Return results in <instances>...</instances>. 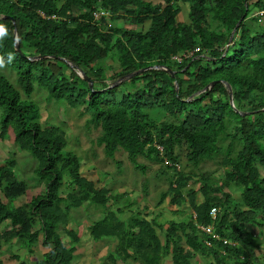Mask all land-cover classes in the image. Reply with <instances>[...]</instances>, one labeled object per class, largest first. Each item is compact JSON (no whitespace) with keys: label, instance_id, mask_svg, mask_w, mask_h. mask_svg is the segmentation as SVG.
<instances>
[{"label":"trees","instance_id":"16d2710c","mask_svg":"<svg viewBox=\"0 0 264 264\" xmlns=\"http://www.w3.org/2000/svg\"><path fill=\"white\" fill-rule=\"evenodd\" d=\"M179 2L188 5L187 20L177 18ZM2 15L9 17L0 19L8 28L0 56L15 72L18 88L0 74V140L12 130L16 147L36 160L34 182L43 188L25 203H13L28 184L19 179L14 158L0 159V225L7 223L0 230V252L14 240L32 253L40 241L48 250L34 264H72L80 237L68 226L69 213L89 201L103 209L86 227L89 237L115 241L102 264H161L165 258L192 264L200 256L209 264H264L258 255L264 236L250 230L264 228V0H0ZM14 28L24 55L55 57L21 56L14 49ZM195 48L188 58L172 59ZM60 57L84 70L92 87ZM153 65L174 74L148 68L107 87L127 72ZM222 81L231 85L236 108L248 113L231 108ZM34 84L50 99L88 113L106 157L123 150L135 169H145L137 160L144 157L160 163L161 173L172 170L157 203L168 198L176 210H191L189 218L170 219L165 226L156 215L140 212L120 218L132 203L117 205L120 194L80 173L78 156L65 148L64 131L41 125L39 106L29 99ZM180 152L193 167L221 159L218 182L179 169ZM233 189L239 190L238 199ZM200 225H212L216 236ZM10 258L27 264L18 253Z\"/></svg>","mask_w":264,"mask_h":264},{"label":"rangeland","instance_id":"374dc122","mask_svg":"<svg viewBox=\"0 0 264 264\" xmlns=\"http://www.w3.org/2000/svg\"><path fill=\"white\" fill-rule=\"evenodd\" d=\"M157 2L158 0H153ZM180 13L178 20H187V3H180ZM147 26V23L145 24ZM110 60H108L109 62ZM0 74L6 76L15 85L16 76L15 72L11 71L6 66L0 68ZM35 89L29 96V99L38 104L40 109L39 121L43 126L58 125L65 133L66 149L73 151L80 161V173L93 180L97 186L108 188L113 194H120L117 205L123 206L124 204L132 203L129 206L123 207V213L120 218L126 219L129 215L140 212L152 218L156 215L157 221L166 225L167 221L183 220L191 215V210H176L171 207L168 198H165L161 203H157L161 192L167 190L170 184V176L172 170L167 169L165 173H161L163 166L153 160L144 157H138L137 160L145 165L144 170L135 169L133 164L128 159L123 150L116 151L113 158L104 155L102 146L96 143V137L99 135V128H95L92 124L87 123L88 113L80 114L81 108H72L68 106L65 101H55L50 99L46 90L34 84ZM16 88H18L15 85ZM14 158L16 162V172L19 179H23L28 184V190L25 195L18 197L13 201L16 205L23 204L29 200L32 195L38 194L42 190V185H36L34 182L33 169L36 165V160L24 151L18 149L13 141V132L10 129L7 136L0 140V159ZM221 159L213 161H205L198 167H193L187 162L183 152H180L178 166L194 176L200 173L211 175L216 182H218L220 174H222L223 165ZM263 172V169H261ZM196 174V175H195ZM191 184V183H190ZM145 185V186H144ZM200 183L195 181L193 187L198 188ZM232 197L238 199L239 190L233 189ZM200 198V195H198ZM5 200V199H3ZM114 204V203H113ZM112 203H109L110 208H114ZM131 211V212H130ZM103 214L101 206L92 202H84L79 208L71 209L69 213V227L73 228L79 234L80 241L78 247H83L82 243L85 238L89 237L86 226L93 220L99 218ZM7 227V223L0 225V230ZM77 230V231H76ZM250 230L255 236L261 238L264 236V228L251 227ZM58 231L63 235L62 229ZM160 238L162 239L161 231L157 230ZM66 240L67 238L64 237ZM88 239V238H87ZM37 242L35 251L31 256H35L36 260L40 259V251L42 250ZM115 241L113 239H105L99 242L90 256L89 264H102L108 260L109 251L113 249ZM3 245L0 255L3 259V264H12L14 261L9 260L8 256L11 253H19L23 256V260L31 261L35 258L29 259L30 252L19 246L14 240L10 243L9 247ZM47 248L45 247V250ZM258 255L264 257V251L258 252ZM200 262L192 260V264H209V259H203L200 256ZM34 263V262H33ZM86 264L80 261V258H74L72 264ZM128 264H140L138 261L128 260ZM31 264V263H30ZM161 264H171L169 258H165Z\"/></svg>","mask_w":264,"mask_h":264},{"label":"water","instance_id":"95a60500","mask_svg":"<svg viewBox=\"0 0 264 264\" xmlns=\"http://www.w3.org/2000/svg\"><path fill=\"white\" fill-rule=\"evenodd\" d=\"M9 16L8 15H2L0 18H8ZM12 20V23L14 24V20L11 18ZM238 24V23H237ZM236 24V25H237ZM233 33H234V29L231 31L230 33V36L228 38V43H230V41L232 40V36H233ZM13 41H14V49L23 57L27 58L28 60H38V59H41L42 57H47L49 55H34V56H27V55H24L22 53V51L20 50V47H19V41H18V36H17V32H16V29L14 28L13 30ZM228 45V44H227ZM49 57L51 58H54L55 56L54 55H50ZM61 60H64L70 68H72L76 74L82 78L84 81H86L89 85V87L91 88L92 87V80L86 75V73L84 72V70H82L80 67L76 66L75 64H73L72 62L60 57ZM148 68H157V69H163L165 70L166 72H168L170 75H173L174 74V71L171 70L170 68L166 67V66H163V65H153V66H148V67H143V68H139V69H136V70H132L130 72H127L126 74H123L121 76H119L118 78H116L115 80L109 82V85L107 87H112V86H116L118 84H120L121 82L133 77L134 75L144 71L145 69H148ZM216 80L214 81H211L210 83H208L206 86H204L202 89L194 92L191 96H189L186 100H189L191 98H193L195 95L203 92L204 90H206L207 88H210L213 83H215ZM223 84L225 85V88H226V91H227V94H228V100H229V104L231 106V108L238 114L240 115H244L246 113H248V111H243V110H239L236 108V106L234 105V102H233V99H232V87L231 85L226 82V81H222ZM175 90L177 91L178 90V86L175 82ZM261 109H264L261 108Z\"/></svg>","mask_w":264,"mask_h":264},{"label":"crops","instance_id":"0c3cea01","mask_svg":"<svg viewBox=\"0 0 264 264\" xmlns=\"http://www.w3.org/2000/svg\"><path fill=\"white\" fill-rule=\"evenodd\" d=\"M89 225V224H88ZM87 225V226H88ZM86 226V227H87ZM88 238V239H87ZM87 238H85L84 239V241H83V247H78L77 249H76V251H75V253H74V258H80V261L82 262V261H84V262H86V264H89V262L91 261L90 260V256H91V254H92V252H93V248H94V250H95V248L97 247L96 245L99 243V242H101L102 240H105V239H102V240H100V241H93L90 237H87ZM39 242V241H38ZM12 243V242H11ZM6 245V244H5ZM38 245H40L39 247H41L42 248V250H39L40 251V255H43L47 250H48V247H46L47 249L45 250V247L44 246H42L41 245V243H38ZM35 246H36V244H35ZM35 246H33L32 247V249H33V252L35 251ZM5 247H8V245L7 246H5ZM3 248V247H2ZM23 249H25L26 250V248H23ZM28 252V251H27ZM31 253V254H28L29 256V259H33V258H35V256H31L32 254H34V253ZM12 254V253H11ZM10 254V255H11ZM19 254V253H18ZM10 255L8 256V259L9 260H12L11 258H10ZM19 256H20V258H23V256L22 255H20L19 254ZM37 258V257H36ZM36 258L35 259H33V260H31V261H25L27 264H34L35 263V261H36ZM0 259L2 260V262H3V259L1 258V255H0ZM73 260V259H72ZM14 261V260H13ZM34 262V263H33ZM12 264H15V261L12 263ZM84 264V263H83Z\"/></svg>","mask_w":264,"mask_h":264},{"label":"built area","instance_id":"2783aa9c","mask_svg":"<svg viewBox=\"0 0 264 264\" xmlns=\"http://www.w3.org/2000/svg\"><path fill=\"white\" fill-rule=\"evenodd\" d=\"M103 12L102 11H100V12H96V13H94V16H99V15H101ZM197 49L195 48L193 51H191V52H189V53H182V54H178V55H175V56H173L172 57V59L173 60H176V61H180L183 57L184 58H188L189 56H191L192 54H193V52L194 51H196ZM216 208L215 207H212L211 209H210V214L212 215V217H214L215 216V214H216ZM202 231H205V232H207L208 234H211L212 236H216L214 233H213V227H212V225H207V226H203V225H200V226H198ZM228 243V240H226V239H223V243ZM206 243L209 245L210 244V242L209 241H206Z\"/></svg>","mask_w":264,"mask_h":264},{"label":"clouds","instance_id":"9594fccd","mask_svg":"<svg viewBox=\"0 0 264 264\" xmlns=\"http://www.w3.org/2000/svg\"><path fill=\"white\" fill-rule=\"evenodd\" d=\"M2 19V18H0ZM8 35V28L3 23H0V39H4ZM14 57L12 54H9L7 57V63H11ZM6 66V61L4 57L0 56V68H4Z\"/></svg>","mask_w":264,"mask_h":264}]
</instances>
